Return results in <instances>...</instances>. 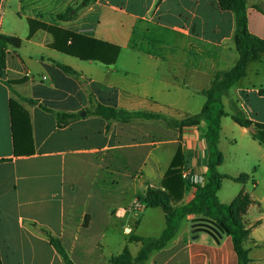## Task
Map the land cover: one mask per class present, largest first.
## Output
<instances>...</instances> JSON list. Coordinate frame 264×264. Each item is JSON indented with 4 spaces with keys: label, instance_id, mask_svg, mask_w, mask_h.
Wrapping results in <instances>:
<instances>
[{
    "label": "crops",
    "instance_id": "obj_1",
    "mask_svg": "<svg viewBox=\"0 0 264 264\" xmlns=\"http://www.w3.org/2000/svg\"><path fill=\"white\" fill-rule=\"evenodd\" d=\"M80 3L0 0V36L22 40L20 48H7L0 71L2 264H64L49 235L63 243L75 264H107L139 244L130 240L140 236L147 210H154L143 199L148 189L161 188L178 151L184 203L207 181L209 121L179 129L144 115L182 121L201 111L203 91L215 74L230 71L239 59L234 14L217 0H94L82 8ZM247 6L249 31L264 39V0H247ZM70 8L75 18L57 17ZM30 20L118 46V59L106 65L69 56L52 47L48 31L37 29L30 36ZM262 90L264 54L224 96L228 116L221 121L218 145L219 172L226 176L220 202L231 204L241 193L252 199L244 216L249 264H264V146L232 112L237 104L250 120L264 124ZM90 97L134 118L90 115ZM11 100L30 117L32 155L15 154ZM62 113L78 118L59 127ZM241 175L249 176L246 183L229 178ZM194 220L185 219L176 236L144 264H238L232 238L216 237L206 222L196 227Z\"/></svg>",
    "mask_w": 264,
    "mask_h": 264
},
{
    "label": "trees",
    "instance_id": "obj_2",
    "mask_svg": "<svg viewBox=\"0 0 264 264\" xmlns=\"http://www.w3.org/2000/svg\"><path fill=\"white\" fill-rule=\"evenodd\" d=\"M79 1L81 2L80 8H82L90 6L94 0ZM217 1L222 10L234 14V46L239 54L236 65L230 71H220L215 74L211 86L203 91V94L206 96V102L198 114L187 117L182 121H174L155 114L144 115L145 118L150 120L163 119L169 126L179 129L198 126L202 120L209 121V130L205 136V145L208 151L206 184L199 187L197 194L191 201L184 203L186 183L182 178V157L181 152L178 151L164 176L161 188L148 189L143 199L145 207L163 210L166 227L162 234L157 238L133 236L130 242L141 245L138 254L133 256L129 248L126 247L120 254L113 256L107 264H144L153 251L164 248L176 236L182 222L188 217H194L203 223H213L224 234L232 238L234 250L238 257V264L250 263L249 250L245 248L250 231L244 224V216L252 204V199L249 194L241 193L231 204L220 202L218 192L221 188L222 180L226 176L219 172V166L223 162V155L218 145L220 141L221 121L224 117L228 116L225 111L223 98L246 75L249 63L257 59L261 54H264V39L253 35L249 31L247 0ZM73 10V8H70L66 13L57 17L60 20L73 19L75 18V15L72 14ZM29 24L30 36L37 29L48 31L54 37L52 47L69 56L85 61H97L106 65L114 64L118 59L120 53L118 46L57 27L37 23L33 20H30ZM21 45L22 40L19 38L0 36V71L5 69L7 48L10 46L20 48ZM58 66L69 75L77 76L78 74L70 67L64 65ZM260 94L264 95V90L260 91ZM91 97L89 111H86L90 115L102 117L105 120H129L134 118V115L126 111L97 104ZM10 109L15 154L32 155L34 149L30 117L18 101L11 100ZM77 118V115L58 114V126H66L70 121ZM232 118L242 127L248 129L253 127L255 129V133H252L253 138L264 146V124L250 120L237 104L233 106ZM21 145H24V149ZM229 178L238 183H246L249 176L241 175L236 178ZM48 237L51 246L62 257L64 264H75L70 259L63 243L51 235ZM0 264H2L1 258Z\"/></svg>",
    "mask_w": 264,
    "mask_h": 264
},
{
    "label": "rangeland",
    "instance_id": "obj_3",
    "mask_svg": "<svg viewBox=\"0 0 264 264\" xmlns=\"http://www.w3.org/2000/svg\"><path fill=\"white\" fill-rule=\"evenodd\" d=\"M232 184L233 182H226ZM198 221V220H196ZM194 220V226L199 227L203 222H196ZM166 227V221L164 218V212L162 209H149L145 214L143 223L139 227V234L142 237H159ZM139 245V244H137ZM137 245L134 244L131 248L133 254H137ZM43 250V249H41ZM136 256V255H135ZM42 264V261H40Z\"/></svg>",
    "mask_w": 264,
    "mask_h": 264
},
{
    "label": "water",
    "instance_id": "obj_4",
    "mask_svg": "<svg viewBox=\"0 0 264 264\" xmlns=\"http://www.w3.org/2000/svg\"><path fill=\"white\" fill-rule=\"evenodd\" d=\"M84 115V113H83ZM249 130L252 133H255V129L253 127L249 128ZM206 230L210 231V233H212L214 236H219L220 234L224 233L221 229H219L218 227H216L213 223L211 222H206Z\"/></svg>",
    "mask_w": 264,
    "mask_h": 264
},
{
    "label": "built area",
    "instance_id": "obj_5",
    "mask_svg": "<svg viewBox=\"0 0 264 264\" xmlns=\"http://www.w3.org/2000/svg\"><path fill=\"white\" fill-rule=\"evenodd\" d=\"M184 178H187V174H184ZM130 231V230H129Z\"/></svg>",
    "mask_w": 264,
    "mask_h": 264
}]
</instances>
